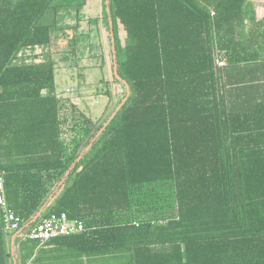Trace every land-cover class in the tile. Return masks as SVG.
<instances>
[{"label":"trees","instance_id":"obj_1","mask_svg":"<svg viewBox=\"0 0 264 264\" xmlns=\"http://www.w3.org/2000/svg\"><path fill=\"white\" fill-rule=\"evenodd\" d=\"M247 1L106 0L130 92L83 150L94 119L56 91L53 61L22 54L50 43L54 0H0V168L16 214L81 220L50 240L82 255L264 264V17ZM3 225L0 208L10 264ZM38 243L20 240L21 264Z\"/></svg>","mask_w":264,"mask_h":264},{"label":"rangeland","instance_id":"obj_2","mask_svg":"<svg viewBox=\"0 0 264 264\" xmlns=\"http://www.w3.org/2000/svg\"><path fill=\"white\" fill-rule=\"evenodd\" d=\"M255 3L254 10L264 14V3ZM41 21L51 24V41L31 49L40 52L38 61H53L56 91L93 118L97 131L130 92L116 74L106 0H54ZM116 28L125 45L126 33L119 21ZM119 57L123 59L122 52Z\"/></svg>","mask_w":264,"mask_h":264},{"label":"crops","instance_id":"obj_3","mask_svg":"<svg viewBox=\"0 0 264 264\" xmlns=\"http://www.w3.org/2000/svg\"><path fill=\"white\" fill-rule=\"evenodd\" d=\"M256 0H248L247 7L249 14V17L253 13L256 14L257 19L260 17H264V14H259L256 9L258 7V4L255 3ZM260 2L264 3V0H260ZM251 9V10H250ZM253 9V10H252ZM31 48L25 49V51H22V54L25 55V59L29 60L31 59V55L37 59V57L40 55L39 51H34ZM39 52V53H38ZM93 119V118H92ZM96 130L92 128V131L90 132L88 138L84 141L83 150H85L89 146V141L92 139L93 135L95 134ZM80 158V157H79ZM68 173H65L64 176L61 178L58 183L61 187L63 183H65L68 179ZM57 183V184H58ZM59 189V187H58ZM56 195H50V197L46 200L44 205L40 208L37 215H40L41 212L45 211L48 206L52 204V202L55 200ZM43 210V211H42ZM6 234V248L10 253L12 254L9 258L10 264H21L20 260V251H19V243L20 240L23 238H19L15 235L14 232L11 231H5ZM11 233H14V235L11 236ZM26 239V238H24ZM37 241V240H35ZM38 246L35 250V255L32 259L28 261L27 264H132L134 260L131 257H108V256H87L85 254H80L78 250L74 247L76 244L74 241L67 243L64 242V240H47V241H37Z\"/></svg>","mask_w":264,"mask_h":264},{"label":"built area","instance_id":"obj_4","mask_svg":"<svg viewBox=\"0 0 264 264\" xmlns=\"http://www.w3.org/2000/svg\"><path fill=\"white\" fill-rule=\"evenodd\" d=\"M218 60L219 65H224ZM1 159V157H0ZM0 208L3 213V229L14 232L19 238L47 241L60 236L75 235L85 230L84 223L79 219H71L66 212H51L30 221H23L11 207L7 198L5 172L0 168Z\"/></svg>","mask_w":264,"mask_h":264}]
</instances>
